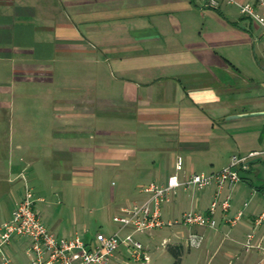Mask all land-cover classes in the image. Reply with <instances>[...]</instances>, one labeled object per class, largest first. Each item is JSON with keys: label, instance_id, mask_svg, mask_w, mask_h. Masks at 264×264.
<instances>
[{"label": "crops", "instance_id": "1", "mask_svg": "<svg viewBox=\"0 0 264 264\" xmlns=\"http://www.w3.org/2000/svg\"><path fill=\"white\" fill-rule=\"evenodd\" d=\"M229 5L0 0V222L11 218L27 186L41 212L47 188L62 193L57 180L63 179L83 193L99 165L135 176L112 190L118 211L144 197V184L165 183L177 154H188L185 177L204 164L224 167L233 154L264 150V34ZM142 129L163 136L165 146L154 148L167 152L166 171L150 147L125 142L137 144ZM206 190L209 204L196 208L213 200L214 185L199 199ZM259 190L235 227L222 223L205 231L198 248L209 260L219 255L216 264H264V225L255 224L264 210ZM178 194L168 215H179ZM240 208L232 202L230 215ZM53 218L43 219L55 233L88 237L84 212L80 224L74 218L67 227L61 219L50 223ZM252 231L258 246L247 250ZM19 238L6 253L28 264L26 245L27 259L15 251Z\"/></svg>", "mask_w": 264, "mask_h": 264}, {"label": "built area", "instance_id": "2", "mask_svg": "<svg viewBox=\"0 0 264 264\" xmlns=\"http://www.w3.org/2000/svg\"><path fill=\"white\" fill-rule=\"evenodd\" d=\"M210 7L217 8L223 3L236 4L240 12L258 24L264 34V0H204ZM264 157V150H253L248 153H237L231 156L230 163L220 170L210 173L193 172L185 177L181 173L185 169L183 155L175 158V171L165 183L151 181L142 186L144 197L123 206L113 215V221L118 229L110 234L98 231L85 238L79 233L60 235L50 230L41 212L36 206L35 192L27 186L23 196L16 202L10 219L0 222V251L3 255L2 264H18L6 253L14 237L28 240L26 253L28 264H111L118 258L116 252L125 245L132 256L138 261L148 262L150 256L141 241L134 238L133 233L123 236L127 229L133 231H152L165 225L182 224L188 228L185 235L189 248H198L205 238L208 229L218 230L222 223L235 227L245 216V202L233 215L232 195L224 190L241 181L243 171L251 169L254 161ZM215 186L214 198L206 209L191 207L183 210L178 216H163V208L171 203L180 188L191 189L200 193L209 186ZM176 199V198H175ZM172 214V210L168 211ZM221 216L218 218L217 214ZM256 226L264 225V210L255 219ZM255 231L249 232L246 239V249L258 245L254 242Z\"/></svg>", "mask_w": 264, "mask_h": 264}, {"label": "rangeland", "instance_id": "3", "mask_svg": "<svg viewBox=\"0 0 264 264\" xmlns=\"http://www.w3.org/2000/svg\"><path fill=\"white\" fill-rule=\"evenodd\" d=\"M229 7L234 13L240 12L237 5L232 4L229 5ZM109 125L117 126L115 123ZM143 130L144 129L140 132L137 144L132 142V139L130 138H126L125 142L131 143V145H135V147H150L151 149L149 150H152L150 152H152V155L156 156L158 162H161L163 171H166L169 158L167 152L163 149H160V151L154 148L155 145H158V147L165 146L163 136L153 138L147 133V131ZM159 152L160 154H158ZM184 155L183 157L185 161H187L188 154L185 153ZM106 167L107 166L103 165L97 166L98 169L95 170L93 184L86 185L83 193L80 192L81 190L79 187L72 186L71 183H69L67 187L64 186L63 179L57 180L59 185L62 186L60 187L63 191L62 193L59 192V190L52 191L50 188H47L46 193H44L46 197L45 202L38 203L43 218L46 220L48 214H53L54 218L50 223H53L55 219H61L67 227L74 218H78L77 221L78 224H80L81 221L79 220V215L84 212L86 218L84 219L83 225L89 229L88 237L99 230L106 234H110L117 230L118 225L113 221V215L119 211H117L119 206L111 203L112 190L113 188L118 189L121 187L125 178L127 182L128 179L135 180V176L130 172L122 175L121 172L116 171V168L111 169ZM221 168H219L218 164L215 166L204 164L197 168V172L210 173L220 170ZM65 172L66 171H64V173ZM242 176L245 178L234 186L228 187L227 192L232 195L234 207L236 205H241L242 207L245 201H250L248 202L250 205L245 208V213L247 214L249 209L257 203L256 199L260 196V193L258 192L260 191L259 189H263L262 191H264V159L263 161L254 163L250 170L243 171ZM191 191V189H188L185 192L184 200H182L184 189L180 188L178 194L179 200L175 202V214H179L182 209H189L191 207H197L198 205L205 207L209 204V198L207 196L209 194L208 190L203 192L204 197H202L201 200L199 199L201 194L195 193L194 195ZM172 205L171 202L163 208V216L165 218H168V211L171 209L170 207H172ZM217 217L219 218L220 214H217ZM187 230L188 228L182 224L165 225L161 228L145 232H134L133 229L127 228L122 232V235L125 236L128 233H133L134 238L143 243L145 250L150 256V260L148 262L138 261L132 256L128 248L125 245H122L116 252V256L122 257L123 262L115 258L111 264H172L174 256L168 250L166 245L167 242H181L183 244L182 264H216L217 260L220 258L219 255L214 260H209V254H206L204 247L189 248L185 239ZM25 245L27 247L28 240L25 238H19L17 239L14 248L18 256L27 259L24 251Z\"/></svg>", "mask_w": 264, "mask_h": 264}, {"label": "trees", "instance_id": "4", "mask_svg": "<svg viewBox=\"0 0 264 264\" xmlns=\"http://www.w3.org/2000/svg\"><path fill=\"white\" fill-rule=\"evenodd\" d=\"M167 248L174 256L172 264H182L184 246L181 242H167Z\"/></svg>", "mask_w": 264, "mask_h": 264}]
</instances>
